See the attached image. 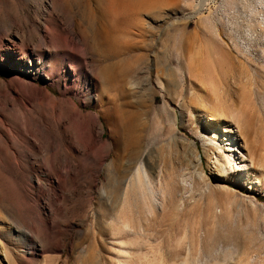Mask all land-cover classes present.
Masks as SVG:
<instances>
[{"label": "rangeland", "instance_id": "374dc122", "mask_svg": "<svg viewBox=\"0 0 264 264\" xmlns=\"http://www.w3.org/2000/svg\"><path fill=\"white\" fill-rule=\"evenodd\" d=\"M163 1L117 29L119 92L82 36L46 79L64 31L86 30L78 0H0V264L1 245L12 264H264V0ZM183 43L191 53H176ZM205 44L231 51L216 93ZM129 113L128 167V150L116 155ZM48 230L62 247H42Z\"/></svg>", "mask_w": 264, "mask_h": 264}, {"label": "bare ground", "instance_id": "6f19581e", "mask_svg": "<svg viewBox=\"0 0 264 264\" xmlns=\"http://www.w3.org/2000/svg\"><path fill=\"white\" fill-rule=\"evenodd\" d=\"M78 2L82 6L83 16H86L85 18L87 19L86 30H84V31L81 30L79 35H74L73 33H70L68 31H64V33L67 35V38H66L67 42H66L65 46L63 48H61L60 50L56 51L55 55H54V57L56 59H59L60 67L58 70H55V71L52 70L51 73H49V74L45 73L46 79L52 80V79L56 78L59 74H61L63 76V74H64L63 70L65 69L64 63L69 64V63H72V61H73V58L70 56V52L68 51V49L72 48L74 50V47H77V48L79 46L83 47V46L79 45V43L81 44V42H82L81 41L82 40L81 36H82V37H85V39L92 42V44L94 45L95 52H96L95 54L98 55V57L102 58L101 61L103 63V66L101 67V69L98 73V77L100 78V80L102 82L103 81L106 82V80L108 79V77L110 75V71L112 69H115V76L113 78L114 82H115V87L119 92H121L124 88L125 83L127 82L129 69H127L126 63L121 68L120 63H119V61L121 59H119L118 56L112 55L113 48L115 46H118V43L120 40L117 37L118 32H119V31H117V29L118 28H120L122 30H123V28L128 29L129 26L132 24V22L138 20L139 16H141L142 14H144V13L154 14L157 11H160L163 7H165V2L163 0H78ZM199 7H201V5ZM137 29H139L140 33H141V31H143L140 24H138ZM82 43H84V42H82ZM204 47L205 48L201 51H206L207 53L209 52L210 54H213L215 56L214 57V64H213V70H212L213 72L208 69L210 72H212L208 77H209L211 86L213 87L214 92L216 93L224 81V76L226 74V71L231 70L230 65H229L230 60H231V55H230L231 51L228 49L225 50L226 48L224 49L225 51H223L220 48H216L214 46L212 47L208 44H205ZM80 49H82V48H80ZM175 51H176V53H180L181 55H186V54L191 53L192 49L189 46H187L185 43H183L181 45H178V47L175 49ZM74 52H76V51H74ZM30 53L35 55L33 51H31ZM35 56L36 57H34L33 59L37 61L38 65L42 66V69L40 71H44L45 70L44 59L38 55H35ZM20 60L22 61L25 59H20ZM26 60H28L29 63H31V57L29 58L28 54H26ZM23 62H25V61H23ZM192 64L193 65H189L187 68L188 74L191 78H197L201 74V69L199 68V66L196 65V59H193ZM195 67L197 69H195ZM37 73H39V71H37ZM85 74H86V76L89 77V74H87V73H85ZM170 85H171V82H169V86ZM108 86H110V85H108ZM134 86L135 85H131V88H134ZM113 87H114V85H113ZM102 89H101V91H102ZM244 97H245V95H244ZM244 97H241V101ZM67 101L69 103H71V100H67ZM124 105H126V104H124ZM121 108H122V106L117 107L118 118H121L123 115V111H121ZM248 119L249 120H247V121H250V119H252V118L249 117ZM136 120H137V114L129 113L128 124H127V131L129 133V138H128L127 142L124 143L123 146L121 145L120 150L118 151V154L116 155V161L119 162L121 160L122 153H123L122 148H125V150H128L127 154L125 156V157L128 156V158H131V159H129L130 162L129 161L127 162L128 167L130 166L131 162L134 159V156L136 155L135 149L137 147V139L134 136V132H135V129L137 126ZM50 147H51L50 145H47V147H43V148L46 151L48 150L50 152H53V150ZM122 160H124V159H122ZM125 160H126V158H125ZM121 163H123V161H121ZM117 165H120V163ZM123 173L124 172H121L119 174H123ZM119 187L120 186H118L117 190L119 189ZM114 194H115V197H114L113 202L112 203L109 202L111 205L112 204L114 205L117 202L118 192L115 191ZM52 195L55 199H57L60 196L57 191H53ZM109 195H110V193H108V196ZM100 208H101V206H100ZM103 215H104V211H103ZM56 227L59 228L61 226H56ZM63 228L65 229V226ZM61 235L62 234L59 233L58 231H49V230H48V232L46 231V233H45V235L41 241L42 247H45V248L50 247V248L59 249L60 247H62V244H63V238L61 237ZM32 238H33V236H31L30 234H25L24 235V242H27V241L31 242ZM35 247H37L35 245V243H32V246L30 247L29 254L33 253V248H35ZM1 254L5 259L8 260L9 264H12V262L10 261L11 252L8 250L7 247L1 245ZM80 261H82V259ZM91 264H94L92 259H91Z\"/></svg>", "mask_w": 264, "mask_h": 264}]
</instances>
